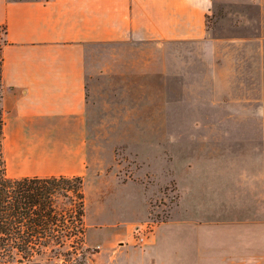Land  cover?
<instances>
[{"label":"crops","instance_id":"1","mask_svg":"<svg viewBox=\"0 0 264 264\" xmlns=\"http://www.w3.org/2000/svg\"><path fill=\"white\" fill-rule=\"evenodd\" d=\"M239 3L256 7V35L230 40L243 56L223 65L225 94L233 99L240 87L236 100L242 103L249 81L264 85V0ZM212 4L0 0L3 154L12 178L98 179L111 165L90 161L89 124L162 120V112L135 111L137 84L143 87V99L167 101L162 55L173 44L200 46L210 40ZM250 49L255 57L248 55ZM154 63L159 66L152 67ZM202 63L177 66L183 99L186 86L192 85L187 94L194 101L201 87V72L193 71L189 78L186 64L208 70L203 76L211 93L215 78L209 70L217 67ZM248 114L247 109H231L225 124H209L200 149L195 134L191 163L179 180L175 222L155 224L143 246H118L116 264H264V124L249 123ZM112 202V196L105 198L108 212L98 221L116 226Z\"/></svg>","mask_w":264,"mask_h":264},{"label":"rangeland","instance_id":"2","mask_svg":"<svg viewBox=\"0 0 264 264\" xmlns=\"http://www.w3.org/2000/svg\"><path fill=\"white\" fill-rule=\"evenodd\" d=\"M229 2L213 0L207 18L210 40L201 42L200 46L185 42L167 47L161 59L166 61L168 71V76L163 79L167 83V101L143 99L140 95L143 87L137 84L135 111L138 114L162 112V120L158 118L152 124V119L142 117L133 120L137 124H89L90 161L111 165L98 179L82 177L89 264H116L118 246H143L153 233L155 224L166 220L175 222L179 180L183 179L184 167L191 163L195 134L198 136L196 146L200 149V137L211 131L209 124H225L230 120L231 109L234 112L236 109H247L249 123L258 121L264 124V85L256 86L249 81L246 92H243L247 100L242 103L241 99L236 100L240 97V87H237L238 91H233V99L225 94L223 63L240 60L243 56L241 47L232 48L230 40L248 36L254 38L257 30L256 7L241 6L240 0ZM249 45H255V42ZM250 51L248 55L255 57V51ZM182 61L211 62L217 67L209 70L215 78L211 93L203 76L208 70L202 66L193 69L192 65L186 64L185 73L189 78L193 71L201 72V76H197L201 95L198 93L199 98L194 101L187 94L192 91L190 85L186 86V98H182L177 82V66ZM155 65L157 63L152 67ZM238 117L242 118V115ZM235 118L233 116V120ZM5 159H8L6 155ZM6 174L13 177L8 167ZM111 196L112 205L116 206V214L112 211L116 226L98 221L108 212L103 202Z\"/></svg>","mask_w":264,"mask_h":264},{"label":"trees","instance_id":"3","mask_svg":"<svg viewBox=\"0 0 264 264\" xmlns=\"http://www.w3.org/2000/svg\"><path fill=\"white\" fill-rule=\"evenodd\" d=\"M1 100L0 61V264H89L82 177H8Z\"/></svg>","mask_w":264,"mask_h":264}]
</instances>
